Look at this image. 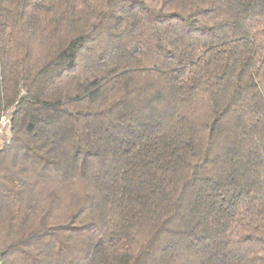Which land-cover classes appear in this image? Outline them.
Returning <instances> with one entry per match:
<instances>
[{"label":"trees","instance_id":"trees-1","mask_svg":"<svg viewBox=\"0 0 264 264\" xmlns=\"http://www.w3.org/2000/svg\"><path fill=\"white\" fill-rule=\"evenodd\" d=\"M0 264H264V0H0Z\"/></svg>","mask_w":264,"mask_h":264},{"label":"rangeland","instance_id":"rangeland-1","mask_svg":"<svg viewBox=\"0 0 264 264\" xmlns=\"http://www.w3.org/2000/svg\"><path fill=\"white\" fill-rule=\"evenodd\" d=\"M8 112H10V114H11V110ZM8 112L6 114L0 115V119L3 116L5 117V119H7L8 118L7 117ZM11 137H12V135H11V131H10V120H9V122L0 121V148L4 144L8 143L7 139H9V138L11 139Z\"/></svg>","mask_w":264,"mask_h":264},{"label":"built area","instance_id":"built-area-1","mask_svg":"<svg viewBox=\"0 0 264 264\" xmlns=\"http://www.w3.org/2000/svg\"><path fill=\"white\" fill-rule=\"evenodd\" d=\"M7 119H5V117L3 116V117H1V119H0V121H2V122H9V118H10V112H8V114H7ZM7 141L9 142L10 141V138L9 139H7Z\"/></svg>","mask_w":264,"mask_h":264}]
</instances>
